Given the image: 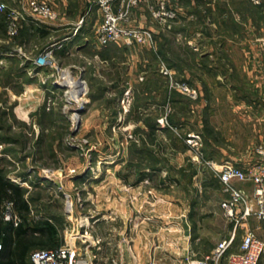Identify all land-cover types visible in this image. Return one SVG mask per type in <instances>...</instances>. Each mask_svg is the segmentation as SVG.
I'll use <instances>...</instances> for the list:
<instances>
[{
	"label": "rangeland",
	"instance_id": "rangeland-1",
	"mask_svg": "<svg viewBox=\"0 0 264 264\" xmlns=\"http://www.w3.org/2000/svg\"><path fill=\"white\" fill-rule=\"evenodd\" d=\"M172 1L140 0L130 6L126 24L148 28L153 39L147 43L116 42L115 63L71 56L61 64L53 54L58 69L43 66L51 76L45 95H26L22 113L16 110V100L12 101L6 90L0 91V116L1 111L6 112L0 124L10 127L9 132L0 128V134L21 139L0 141V167L10 171L13 181L29 188L32 186L19 177L21 174L42 180L40 186L50 198L43 202L42 214L61 219L59 244L73 248L75 264H184L208 254L230 236L235 225L221 205L228 197L219 171L227 162L237 164L262 141L244 138L247 129L240 121L244 114L237 108L235 112L236 104L230 102L232 91L221 86L227 77L216 79L196 66L197 61L204 65V54H200L204 44L190 45L197 54L171 45V54L166 55L173 66L162 54H145L157 51L159 37L163 44L172 36L178 20ZM209 1L198 4L197 13L205 14L204 18L210 15ZM224 2L233 7L230 0ZM162 6L172 9L175 16L161 20L156 13ZM204 20L195 15L193 23L186 25L198 36L206 33ZM212 29L215 33L216 27ZM213 38L218 37L213 34ZM260 42L264 47V39ZM38 54H31L32 62ZM92 55L86 52L84 56L90 59ZM215 55L214 65L223 70L225 64ZM2 76L0 84H4ZM57 79L65 85L55 87ZM205 81L216 86L213 93L204 90ZM252 82L253 87L258 85ZM191 83L200 86L199 100L191 98L197 96ZM172 90L183 103H163V95L168 98ZM140 91L147 97L145 104L155 105L150 113L143 108V116H156L160 126H170L169 132L175 134L156 133L153 141L146 143L157 159V172H151L155 163H140L131 151L132 144H141L145 134L144 123L130 111ZM170 118L176 126L170 125ZM42 132L54 141L50 139L49 147L38 149L35 141ZM136 179L144 180L134 183ZM241 231L238 226L234 242L241 240Z\"/></svg>",
	"mask_w": 264,
	"mask_h": 264
},
{
	"label": "crops",
	"instance_id": "crops-1",
	"mask_svg": "<svg viewBox=\"0 0 264 264\" xmlns=\"http://www.w3.org/2000/svg\"><path fill=\"white\" fill-rule=\"evenodd\" d=\"M4 1L22 9L26 6L28 0ZM224 1L220 0L218 3L211 1L208 4L211 6L208 9L210 15L204 18L203 22L207 28L206 33L203 31L204 33H199L200 35L196 36V33L188 28L186 23H193L197 1L173 0L174 5L170 4V6H175L178 12V20L174 23V28L171 31L172 36L169 37L168 35L169 38H166L169 44L175 46V48L181 50L187 48L190 52L196 51L193 46H190L194 42L195 44H204V49L200 53L204 54V65L197 61L196 66L199 70L203 68L202 71L205 75L217 76L216 79L221 78L220 76L227 77V81L225 83L224 81L221 82V86L226 88L227 85V90L232 91V99L228 100L230 102L233 100L232 102L236 104L235 112H237V108L244 114V116H240V121L244 123L247 129L244 138L264 142V47L261 46L260 42L264 39V4H253L249 0H230L233 5L230 9L228 2ZM50 2L59 14L57 20L53 22L43 21L25 14V18L20 21V30L15 36L8 34L4 16L0 13V68L8 69L12 60L15 59L20 61V65L25 64L28 60H32L30 59L31 54H38V52L50 46L53 48V54L61 64H65L64 60L71 56L81 57L84 61L115 63L116 58L113 51L119 47V44L112 42L102 46L97 41L96 28L102 16L96 5L89 2V0H50ZM182 23H185L186 27L180 26ZM213 27H216L215 33H212ZM161 34L163 38L164 32ZM213 34L218 37L217 40L213 38ZM161 42L162 40L159 37L157 51L162 50L164 52L166 41L163 44ZM157 51L147 50L145 54H154V52L158 54ZM86 52L93 54V57L90 59L85 57ZM194 54L197 53L194 52ZM214 54H217L215 58L216 56L220 57V61L222 60V63L225 64L223 70L214 65ZM102 69L104 68L102 67ZM218 70L221 72H217ZM48 73L47 69L30 64L25 69V74L30 77V80L24 82L21 87L22 77L20 71L13 69L11 83H1L0 91L6 90L12 101H17V103L15 101V106L18 108L16 110L22 113L21 106L27 99L24 98L27 97L26 95L32 98L35 96V92L40 97L45 95L44 89L51 83V76ZM84 74L86 73L84 72ZM252 81H257L258 85L253 87ZM202 84L207 92H211L216 87L209 86L206 81ZM191 87L197 91V96L191 98L199 100L201 96L200 86L191 83ZM153 106L155 107V105ZM153 106H148L146 111H151L154 108ZM156 107L161 106L156 104ZM207 107L212 108V105L207 104ZM210 111L211 109H209ZM205 121L208 124V121ZM158 128L164 129L160 125ZM255 144L252 148L250 146L251 149L247 157L237 162L240 168L249 169L259 160L253 152ZM143 180L136 179L134 183ZM233 185L250 196L253 192V182L250 180H235ZM226 195L229 197L228 192ZM249 205L255 208L253 201ZM239 227L242 228V235L245 230L249 229L260 238H264L261 222L254 214L246 217L242 222V226ZM233 230L234 227L230 232ZM240 242L241 240L239 243L233 242L230 251H238ZM260 264H264L263 258Z\"/></svg>",
	"mask_w": 264,
	"mask_h": 264
},
{
	"label": "built area",
	"instance_id": "built-area-1",
	"mask_svg": "<svg viewBox=\"0 0 264 264\" xmlns=\"http://www.w3.org/2000/svg\"><path fill=\"white\" fill-rule=\"evenodd\" d=\"M139 1L93 0L94 5L102 14V20L96 28L97 41L100 45L106 46L112 42H129L132 40L139 43L152 41V33L148 28L129 27L126 24L130 6ZM251 1L255 4L264 2V0ZM117 2H119L118 6H116ZM0 13H5L7 32L10 36H15L18 33L20 21L25 18V14L49 22L58 19V13L46 0H29L22 9L8 8L4 2L0 1ZM175 14L172 9L162 6L157 9L156 16L161 20H168L173 18ZM33 63L35 66L43 67L47 65L58 69V63L54 59L51 46L39 52ZM53 84L55 87L65 85L62 79L55 80ZM79 84H82L85 88L82 80L79 81ZM182 86L186 88L185 84ZM76 120H78V116ZM253 152L259 160L251 168L242 169L235 163L227 162L223 164L219 171V179L229 193V197L222 201L221 205L225 215L234 221V230L228 238L222 239L208 254L200 258H190L191 260L184 264H260L261 259H264V238H260L249 229L245 230L241 237L239 250L230 251L237 227L242 226L243 220L251 214H254L260 220L264 232V142L257 143ZM234 180L252 181L253 192L251 196L242 189L235 187L233 185ZM251 201L255 203V208L249 205ZM13 218L12 204L6 202L4 219L10 220ZM30 259L33 264H75L74 250L67 244L54 248L35 249L31 252Z\"/></svg>",
	"mask_w": 264,
	"mask_h": 264
},
{
	"label": "trees",
	"instance_id": "trees-1",
	"mask_svg": "<svg viewBox=\"0 0 264 264\" xmlns=\"http://www.w3.org/2000/svg\"><path fill=\"white\" fill-rule=\"evenodd\" d=\"M196 1L197 5L196 10H194V13L197 18L199 17L201 19L202 22L204 20L205 14L197 13V11H199L198 4H203L204 2L206 3L208 0ZM219 1L220 0H217V3ZM167 41L168 40L166 38L165 47L168 46L167 48H169L171 47V45L169 44V41ZM157 52L159 55H163V58L166 59L167 62H169V66L174 65L172 64V62H170L169 58L166 55L171 54L170 48L166 49L164 52L162 50H159ZM154 54L157 53L154 52ZM30 64H33L32 60H28L25 64L20 65V61L15 59L14 61L12 60L11 65L8 69L0 68V75H3L2 77H4V84L11 83L12 72L14 69L15 71H20V75L22 77L20 86L22 87L24 82L30 80V77L25 74V69ZM145 86L148 85L145 84ZM167 91L168 90H166V93ZM170 93L171 96H168V98L166 97L167 94L163 95V103H172L171 105L173 106L179 103H183L182 100L177 99V91L172 90ZM142 94L143 91H140L139 96H137L136 98V103L132 105L130 111L134 114V117L140 118L144 123L143 132L145 131V134L143 138H140L141 144H132L133 148L131 151H133L134 157H136L140 163H147L149 161L155 163L152 164L151 172H157L160 169L157 163V159L155 158L152 150H149L147 148L146 143H148V139L150 141H153L154 137L156 136V133H161L165 131L169 134L173 133L169 132L170 126H167L164 129L158 128L159 123L157 121V118H155L156 116L147 114L152 112V110L147 112L146 115L143 116L144 113L142 114L141 110L143 108H147L149 104L148 102L146 104L144 103L147 97H143ZM44 109L45 105L42 106V111ZM4 113L6 112L1 111V116H3ZM43 114L47 116L45 111H43ZM168 121L172 126H176L177 124V122L173 120V118H170V120ZM22 124L25 125L24 122H22ZM0 128L4 129L5 132L7 130L8 132L10 131V127L4 126L3 124H0ZM25 139L26 138H24L23 136V143ZM50 139L54 141V138L42 132L41 135L36 139L35 145H37L38 149H41L42 147H49L50 144H48V141ZM9 140H11L12 142L21 141V139H13L8 134H0V141L6 142ZM41 153L43 154V151ZM9 173L10 171L6 170V168H4L3 166L0 167V264H33L30 259V254L33 250L38 248H54L61 245L59 244L61 240L59 235L60 226L62 224L61 219L53 214L52 216L42 214L44 209L42 208V204L44 201L46 203L47 200L50 198L46 197L48 195L45 193V189L41 188L42 186L40 185L42 183V180H39L40 178L36 180H30L26 174H21L19 177L23 181L29 182V184L32 186L29 188L24 185H21L18 182L13 181L12 178L9 176ZM123 178L125 181L128 180L127 176H123ZM6 202H11L12 204V214L14 215V218L10 220L4 219Z\"/></svg>",
	"mask_w": 264,
	"mask_h": 264
},
{
	"label": "bare ground",
	"instance_id": "bare-ground-1",
	"mask_svg": "<svg viewBox=\"0 0 264 264\" xmlns=\"http://www.w3.org/2000/svg\"><path fill=\"white\" fill-rule=\"evenodd\" d=\"M73 96V95H72Z\"/></svg>",
	"mask_w": 264,
	"mask_h": 264
},
{
	"label": "water",
	"instance_id": "water-1",
	"mask_svg": "<svg viewBox=\"0 0 264 264\" xmlns=\"http://www.w3.org/2000/svg\"><path fill=\"white\" fill-rule=\"evenodd\" d=\"M79 122V121H78Z\"/></svg>",
	"mask_w": 264,
	"mask_h": 264
}]
</instances>
